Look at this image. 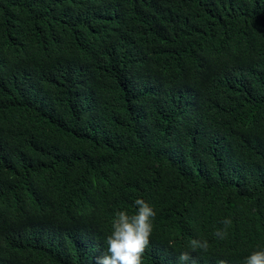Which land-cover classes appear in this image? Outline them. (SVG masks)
<instances>
[{
  "label": "trees",
  "instance_id": "trees-1",
  "mask_svg": "<svg viewBox=\"0 0 264 264\" xmlns=\"http://www.w3.org/2000/svg\"><path fill=\"white\" fill-rule=\"evenodd\" d=\"M137 198L143 264L264 248V0H0V264H82Z\"/></svg>",
  "mask_w": 264,
  "mask_h": 264
},
{
  "label": "clouds",
  "instance_id": "clouds-1",
  "mask_svg": "<svg viewBox=\"0 0 264 264\" xmlns=\"http://www.w3.org/2000/svg\"><path fill=\"white\" fill-rule=\"evenodd\" d=\"M139 65L128 66L127 76L140 73ZM128 79L123 84L128 86ZM135 211L130 214L127 210L117 211L111 222V234L106 237L105 242L95 230L84 233L76 242L80 248L79 255L82 264H143L144 256L151 245V236L154 228V220L157 215L153 206L143 198L134 201ZM223 228H217L213 233L219 240H226L231 227V218L220 221ZM76 222L62 223L57 228L41 227L48 233L60 234L68 230L77 231ZM188 249L181 252L177 257V264H199L195 254L192 252L201 250L207 252L210 245L207 239L191 238L187 243ZM171 246V244H170ZM225 264V261H214V264ZM228 264H244L243 260L237 262L227 260ZM245 264H264V248L253 251L245 259Z\"/></svg>",
  "mask_w": 264,
  "mask_h": 264
}]
</instances>
